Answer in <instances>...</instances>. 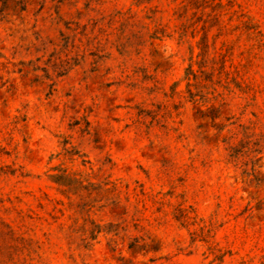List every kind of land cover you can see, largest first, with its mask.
Returning a JSON list of instances; mask_svg holds the SVG:
<instances>
[{"label":"rangeland","instance_id":"rangeland-1","mask_svg":"<svg viewBox=\"0 0 264 264\" xmlns=\"http://www.w3.org/2000/svg\"><path fill=\"white\" fill-rule=\"evenodd\" d=\"M182 1L5 0L0 264H264V0Z\"/></svg>","mask_w":264,"mask_h":264},{"label":"trees","instance_id":"trees-1","mask_svg":"<svg viewBox=\"0 0 264 264\" xmlns=\"http://www.w3.org/2000/svg\"><path fill=\"white\" fill-rule=\"evenodd\" d=\"M23 1V0H20ZM172 1H176V0H172ZM205 1V0H203ZM184 3V0L181 2V4ZM4 4H5V0H0V12L3 10L4 8ZM16 4H21V2L16 3ZM21 11H23L24 9L21 8ZM151 13H154L153 11H150ZM185 6L182 5L181 8H177L174 11V15L177 18H185ZM69 27H67V30L70 32V35L68 37H63V35H61L63 38L61 40L62 45L60 47V49H62V54H64V57H68V55L70 53L73 52V50H79L80 48H83V54L81 56V59L83 60L85 53L87 51L90 50V47L95 46V44H97V40L98 38L101 36V34L103 33L102 28L99 26V22H95L93 24H91V22H89L86 25H80L78 22L77 23H67ZM73 26V27H71ZM179 31H182L183 34L185 35V31H184V26L178 28ZM156 32H154L151 36V38H155L153 36H155ZM183 35H179V39H182ZM77 43V44H76ZM51 44V43H50ZM91 54V53H90ZM203 55V52H202ZM201 56V55H199ZM51 59H49L50 62ZM48 62V63H49ZM67 67H69V62L68 61H59V63H53L51 65V68L53 70V72H55L56 70H60L58 71V75L56 76H62L63 72L64 74L68 72ZM39 70L38 67H36L35 69H33V72H37ZM44 75L42 77H44L45 79L49 78V80H53L51 78L50 75H48L47 70L43 71ZM37 78H39L37 76ZM57 78V77H56ZM187 92L189 93V95H192L191 93V85L189 84L190 80L194 81L197 80V75L195 74V72L192 70V68H188L187 70ZM54 83V82H53ZM52 83V85H53ZM58 173L54 174V175H48V178L51 182H53L54 184H56L57 186L61 187V188H65L66 190H63L62 194H66L68 192H71L72 190H77L79 187H82V182L78 179L76 174H71L69 172H67V170H57ZM55 205H60L63 206V203L60 201H56ZM59 212H61V210H59ZM61 233H65V232H73L74 229L72 230L70 227H68L66 230H64V228L60 229ZM112 232V233H111ZM115 231H107L106 234L110 235H116L117 233H113ZM93 233V232H92ZM91 233V234H92ZM136 240L133 239L131 243L128 244V249H131L135 244H136ZM22 246L19 247V250L21 252V254H23L25 251L28 252V254H30V249H29V244H27L25 242V240L23 238H21V243ZM17 247V246H16Z\"/></svg>","mask_w":264,"mask_h":264}]
</instances>
